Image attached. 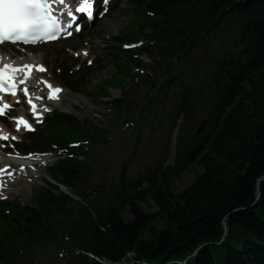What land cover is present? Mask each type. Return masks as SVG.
Wrapping results in <instances>:
<instances>
[{
	"label": "trees",
	"instance_id": "1",
	"mask_svg": "<svg viewBox=\"0 0 264 264\" xmlns=\"http://www.w3.org/2000/svg\"><path fill=\"white\" fill-rule=\"evenodd\" d=\"M129 1L133 11L145 20L143 24L152 26L159 36L168 35L181 21L178 15L200 30L227 12L238 43L255 46L244 64L232 59L221 64L220 71L228 68V75L232 73L234 78L228 82L226 74L214 90L207 85L210 106L203 135L197 140L194 137L193 143L188 141L183 151L178 150L181 153L175 165L161 163L144 178L123 186L115 206L97 210L96 218L83 221L78 240L81 248L96 257L81 254L76 264H179L184 258H190L191 264H264V179L260 180L264 176V0ZM142 8L162 14L163 19L154 22ZM130 21L135 25L139 22ZM134 37L133 26H129L121 38ZM221 74L215 76L221 78ZM86 76L82 73L80 80ZM210 78L215 81L213 75ZM222 86L225 90L220 89ZM97 87L98 94L107 93L105 87ZM193 100L187 91L181 110H193ZM46 128L49 133L41 131V137L37 135L34 141H68L82 134L76 117L64 114L54 115ZM199 143L203 150L190 161V148ZM196 166L203 171L195 172ZM186 172H193L192 183L175 193L173 183ZM52 174L64 182L78 180L70 159L61 160ZM38 196L39 208H31V216L27 208L15 206L12 219L16 227L7 234L0 217V258L42 236L48 228L41 218L60 212V196L48 188ZM140 203L155 206V210L147 213ZM2 204L1 209L12 208ZM124 213L131 214L132 219L125 221Z\"/></svg>",
	"mask_w": 264,
	"mask_h": 264
},
{
	"label": "rangeland",
	"instance_id": "2",
	"mask_svg": "<svg viewBox=\"0 0 264 264\" xmlns=\"http://www.w3.org/2000/svg\"><path fill=\"white\" fill-rule=\"evenodd\" d=\"M120 7L123 9L121 11L114 10L107 14L104 18L97 20L94 25L87 30L82 31V36L80 38H72L67 41H62L58 43H54L48 46H42L40 51L45 52L44 60L49 65L52 71V78L55 82H58L60 84H63L59 79L58 75L54 73V69L57 68V66L60 67V55L65 59L66 63H76L81 60V58H74L71 54H68L64 51V46L69 45L72 46L74 49L78 51L80 47H84V42L89 41L90 43V50L92 54H105L102 52L103 46L107 45L108 41H106V37L108 35H113L117 30L121 29L126 25L129 18L131 17V8L129 4L126 1H122L120 4ZM219 38H222V34L218 32L216 36L210 37V42L214 47L220 46L219 45ZM35 51L39 50L36 48H33ZM60 54V55H58ZM58 55V59H56V56ZM55 57V58H54ZM112 69V64H107L103 68H97L93 70L88 78L86 79V82L81 87V92L90 89L93 84L98 80L99 78L105 77V75H108L109 73V80L110 83L113 85H117L120 80V73H116L114 70L110 71ZM110 94L118 95L119 89H110ZM59 110L66 111L68 113H76L77 115H81L83 113L88 114V116H94L95 112H102L104 114H109V112L112 111L111 108L107 107L106 105H103L99 103L98 101L90 99L85 94H75L73 92H68L62 99V101L59 103L58 108ZM171 150L174 148L173 145H171ZM106 161H109V157L106 156ZM174 162V156L171 155L168 157L167 163L172 164ZM114 162L111 160L109 162V165L113 164ZM101 165L100 168L96 172V179H99L100 177L107 176V177H113L115 175V170L111 169L110 166H104L105 160L101 159L98 162V165ZM202 169L200 167L195 168V172H201ZM46 171L41 170L40 176L36 179H34L31 182H24L21 184H17L16 188H13L12 194L9 195L10 198L19 200L23 203L34 205L32 200V195L39 185H42L43 180L47 178ZM193 173H184L180 178L175 180L173 183V191L175 193L183 191L186 187H188L192 182ZM16 185V184H15ZM141 208L148 211H153V208H148L146 205L141 203ZM126 219H129L130 216L125 214L124 215Z\"/></svg>",
	"mask_w": 264,
	"mask_h": 264
},
{
	"label": "snow or ice",
	"instance_id": "3",
	"mask_svg": "<svg viewBox=\"0 0 264 264\" xmlns=\"http://www.w3.org/2000/svg\"><path fill=\"white\" fill-rule=\"evenodd\" d=\"M54 2L61 5L64 4V0H54ZM104 2L106 3L107 0H104ZM92 7V0H80L76 11L85 12L91 16ZM67 15L74 18L71 11H68ZM61 30L58 18L52 13L49 0H0V43L4 41L35 43L38 39L51 38L53 34ZM32 67L43 70L39 65H0V91L15 95L17 82L12 80L11 77L17 71L30 70ZM28 74L29 71H25V76ZM19 83L22 84L24 81L21 80ZM49 88L51 89L49 98H53L54 93L58 92L59 89L53 88L51 85H49ZM22 90L25 95L28 94L27 88H23ZM28 103L32 104V101L29 100ZM8 106L7 104L0 106V114H3L4 108ZM33 113L37 114L34 111V106ZM14 119L18 121L17 128L20 127L21 123L24 124L25 128H31V125L22 117H15ZM0 137L7 138L2 132H0Z\"/></svg>",
	"mask_w": 264,
	"mask_h": 264
},
{
	"label": "bare ground",
	"instance_id": "4",
	"mask_svg": "<svg viewBox=\"0 0 264 264\" xmlns=\"http://www.w3.org/2000/svg\"><path fill=\"white\" fill-rule=\"evenodd\" d=\"M24 53V52H23ZM37 53V51L35 52V55H36V57H43L44 56V53L42 52V51H40V53L39 54H36ZM30 55H32V54H30ZM0 159H2V157L0 156ZM36 158H30V157H28V158H26V160H23L24 162L22 163V164H27V162L28 161H31V160H35ZM43 160V159H42ZM7 175V174H6ZM5 175V176H6Z\"/></svg>",
	"mask_w": 264,
	"mask_h": 264
},
{
	"label": "water",
	"instance_id": "5",
	"mask_svg": "<svg viewBox=\"0 0 264 264\" xmlns=\"http://www.w3.org/2000/svg\"><path fill=\"white\" fill-rule=\"evenodd\" d=\"M201 145H199L196 150L192 153V155L190 156V159L200 150ZM264 178V176L262 177V179Z\"/></svg>",
	"mask_w": 264,
	"mask_h": 264
}]
</instances>
